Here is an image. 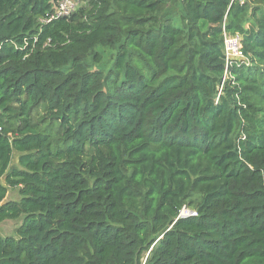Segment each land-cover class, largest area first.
I'll return each mask as SVG.
<instances>
[{
	"label": "trees",
	"instance_id": "trees-1",
	"mask_svg": "<svg viewBox=\"0 0 264 264\" xmlns=\"http://www.w3.org/2000/svg\"><path fill=\"white\" fill-rule=\"evenodd\" d=\"M57 1L0 0V264H264V0Z\"/></svg>",
	"mask_w": 264,
	"mask_h": 264
},
{
	"label": "rangeland",
	"instance_id": "rangeland-1",
	"mask_svg": "<svg viewBox=\"0 0 264 264\" xmlns=\"http://www.w3.org/2000/svg\"><path fill=\"white\" fill-rule=\"evenodd\" d=\"M181 0H168V5L165 10V14L168 17L173 18L176 22H179L180 16L182 15V9H181ZM99 53H101V62L99 64H94L89 61V64L96 69H104L107 66L111 65V62L113 61L115 53L112 51H105L98 49L97 50ZM16 158L17 155H13L12 159V166L16 165ZM2 183V181L0 182ZM3 184V183H2ZM7 189V197L6 200L9 201H18L20 199V196L18 194V191L16 189ZM187 214L193 215L194 209L192 207L184 206L181 211H180V216H186ZM23 218H20L18 220H13V221H4L0 224V237H9L13 236L15 233V230L20 226Z\"/></svg>",
	"mask_w": 264,
	"mask_h": 264
},
{
	"label": "built area",
	"instance_id": "built-area-1",
	"mask_svg": "<svg viewBox=\"0 0 264 264\" xmlns=\"http://www.w3.org/2000/svg\"><path fill=\"white\" fill-rule=\"evenodd\" d=\"M78 3L79 0H58L53 6V12L47 21L69 17L76 11ZM240 41L241 38L238 35L225 34L223 36L222 53L224 55L226 68L234 63L246 62V58L241 50Z\"/></svg>",
	"mask_w": 264,
	"mask_h": 264
},
{
	"label": "water",
	"instance_id": "water-1",
	"mask_svg": "<svg viewBox=\"0 0 264 264\" xmlns=\"http://www.w3.org/2000/svg\"><path fill=\"white\" fill-rule=\"evenodd\" d=\"M187 216H189V215H187Z\"/></svg>",
	"mask_w": 264,
	"mask_h": 264
}]
</instances>
